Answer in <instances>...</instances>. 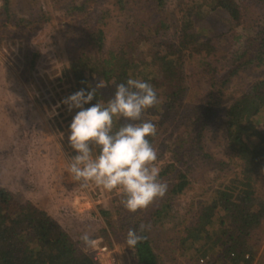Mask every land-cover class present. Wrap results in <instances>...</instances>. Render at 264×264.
Listing matches in <instances>:
<instances>
[{
  "label": "trees",
  "instance_id": "trees-1",
  "mask_svg": "<svg viewBox=\"0 0 264 264\" xmlns=\"http://www.w3.org/2000/svg\"><path fill=\"white\" fill-rule=\"evenodd\" d=\"M36 1L33 0L34 4ZM86 1L82 0L66 12L57 14V20L60 23L88 22ZM149 1L140 0V4L147 9ZM243 1L193 0L180 11L177 36L167 38L159 35L161 30L169 27L166 16H163L166 1L151 0L156 19L146 30L144 23L140 24L139 37L127 41L118 49L106 50V30L97 25L86 32V41L78 45L79 49L69 65L75 92L82 88L90 91L89 85L95 86L99 80L107 85L98 88L96 97L85 107L97 101L106 104L114 95L115 85L126 82L130 77L151 83L160 102L147 109L143 119L156 124L157 135L165 123L173 124L179 119L181 106H184V110L180 111L183 115L195 103L199 105L193 113L194 119L186 123L182 133L185 135V146L179 142L180 148L175 150L173 159L160 169V178L168 184L167 191L172 194H179L190 185L191 181L182 166L199 153L213 164H219L221 169L229 167L227 160H218L209 153L199 152L200 130L218 110L223 113L226 149L230 161L237 160L240 168L226 184L214 188L211 197L203 202L204 205L201 204L200 216L197 222L192 221L186 228L188 235L182 238L181 244L187 246L186 249L196 248L195 251L204 249L203 255L220 247V257L226 259V264H253L264 236V76L237 97L231 99L227 96L230 93L227 83L232 76L248 67L264 66V14L261 23L249 34L236 31L237 28L245 29L247 22ZM117 2L122 4L124 0ZM0 12L11 14L10 0H4ZM210 13H218L221 21L228 26L227 31L232 34L234 48L221 67L218 65L220 49L208 33ZM45 18L41 16L38 21ZM25 21L19 18L18 26L29 28ZM7 23L4 21L5 25ZM193 59L199 60L198 69L210 76V84L205 89L208 96L205 98L202 97L201 87L192 84L187 71L189 61ZM222 72L225 75L219 79L218 75ZM203 120L207 122L204 124ZM126 122L122 117H115L114 130ZM157 135L149 137L153 145ZM95 150L98 153L99 149ZM21 192H13L0 183V264H99L83 248V242L108 234V228L100 222V218L108 217L110 211L94 209L91 215L98 220L94 226L88 230H68L45 211L39 212L38 206L31 199H23ZM162 199L158 198L146 209L131 213L129 224L115 227L109 219V227L121 231L137 264H160L147 229L143 233L138 232L143 238L134 246L128 244L127 238L129 229L138 231L141 224L152 223L168 208L169 202ZM63 208H68L70 215L76 214L69 206ZM207 236L213 240L208 246L194 247ZM247 254H250L249 257H246Z\"/></svg>",
  "mask_w": 264,
  "mask_h": 264
},
{
  "label": "rangeland",
  "instance_id": "rangeland-1",
  "mask_svg": "<svg viewBox=\"0 0 264 264\" xmlns=\"http://www.w3.org/2000/svg\"><path fill=\"white\" fill-rule=\"evenodd\" d=\"M81 1L37 0L34 4L33 0H10L11 14L0 12V183L13 192L21 190L23 199H31L39 212L45 211L68 230H88L94 226L98 222L91 215L94 209L110 211L109 218H100V222L108 228V234L95 238L97 244H93L95 239L83 242V248L94 257V248L98 244L108 246L112 257L101 256L99 264H137L121 231L109 227V219L115 227L130 223L129 215L134 212L128 211L121 203L123 195L118 191L104 190L92 182L83 185L73 181L66 171L71 156L76 154L68 145V136L72 119L79 109L69 112L67 105L61 101L75 93L69 65L79 49L78 45L86 41L88 30L102 26L106 30L105 49H118L140 36V24L144 23L146 30L153 23L155 8L151 0L146 4L147 9L143 8L140 0H124L122 4L117 0H87L88 22L60 23L57 20V14L66 12ZM165 1L163 16H166L169 27L161 30L159 35L175 38L180 11L193 0ZM3 5L4 0H0V11ZM243 6L247 22L245 29L237 28L236 31L249 34L262 21L264 0H244ZM217 14L210 13L208 16V33L220 49L218 65L221 67L234 46L228 26ZM41 16L46 17L44 21H38ZM19 18L26 20L29 28L18 26ZM189 62L187 71L191 82L201 87L202 97L205 98L208 96L205 89L210 84V76L198 69L199 60ZM223 74L220 73L218 78H222ZM263 76L264 66L240 71L227 83L230 92L227 96L231 99L237 97ZM198 106L195 103L191 110H185L180 115V111L184 110L181 106L179 119L173 124L165 123V127L161 128L154 145L158 152L156 165L159 169L173 159L175 150L180 148L179 142L185 146V135L182 133L186 123L194 119L193 113ZM223 121L220 110L210 116L208 124L200 130L199 144L202 149H198L215 159L227 160L229 167L221 169L219 164H213L203 154L197 153L187 165L182 166L191 181L190 185L179 194L167 191L162 200L169 202L168 208L152 223H146L150 225L147 233L160 264H197L201 257L206 256L210 257L208 264L227 262L220 257V247L203 255L204 249L195 251L196 248L186 249L187 246L181 244L182 238L188 235L186 228L192 221L197 222L201 204L211 197L214 188L226 184L240 168L237 160L230 161ZM261 190L263 192V187ZM63 206H69L76 214L70 215L69 209ZM211 240L207 236L194 247H206ZM253 264H264V236Z\"/></svg>",
  "mask_w": 264,
  "mask_h": 264
},
{
  "label": "clouds",
  "instance_id": "clouds-1",
  "mask_svg": "<svg viewBox=\"0 0 264 264\" xmlns=\"http://www.w3.org/2000/svg\"><path fill=\"white\" fill-rule=\"evenodd\" d=\"M105 85L100 81L90 91L80 89L61 103L68 111L79 109L70 124L68 145L75 151L67 166L71 180L87 185L92 182L107 191H118L123 206L130 212L146 209L165 196L168 184L161 180L156 165L158 152L149 137L157 135L156 124L143 119L147 109L160 101L153 85L141 79L129 78L115 85L114 95L107 103L96 102V90ZM127 122L114 130V118ZM99 149L98 153L94 152ZM150 225L139 230L129 229L128 244L134 246ZM87 239V237H84Z\"/></svg>",
  "mask_w": 264,
  "mask_h": 264
},
{
  "label": "built area",
  "instance_id": "built-area-1",
  "mask_svg": "<svg viewBox=\"0 0 264 264\" xmlns=\"http://www.w3.org/2000/svg\"><path fill=\"white\" fill-rule=\"evenodd\" d=\"M97 244L98 243V240L97 239H95V240H93V244ZM94 251L96 252V255L94 256V258H95V260L96 261H101V258L105 255L106 256V258H110V257H112L111 255V253H112V251L110 250V248L108 247V246H106V245H97L95 248H94ZM102 256V257H101ZM246 257H249V254H247L246 255ZM210 259V257L209 256H206V257H201L199 260H198V262H197V264H208V260ZM111 262V261H110ZM100 263V262H99Z\"/></svg>",
  "mask_w": 264,
  "mask_h": 264
}]
</instances>
